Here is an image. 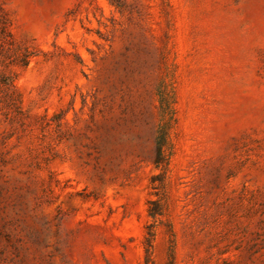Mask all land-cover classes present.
Here are the masks:
<instances>
[{
  "label": "rangeland",
  "instance_id": "1",
  "mask_svg": "<svg viewBox=\"0 0 264 264\" xmlns=\"http://www.w3.org/2000/svg\"><path fill=\"white\" fill-rule=\"evenodd\" d=\"M0 17V264H264V0Z\"/></svg>",
  "mask_w": 264,
  "mask_h": 264
},
{
  "label": "trees",
  "instance_id": "2",
  "mask_svg": "<svg viewBox=\"0 0 264 264\" xmlns=\"http://www.w3.org/2000/svg\"><path fill=\"white\" fill-rule=\"evenodd\" d=\"M10 32L7 28V23L5 18L0 17V51L4 54H8L13 49V40ZM30 57V54H27L24 58L23 65H27V59ZM14 82L15 79L10 76L4 69H0V83H2L3 90L8 98V102L12 105L19 103V98H14ZM16 106V105H14ZM17 107V106H16ZM19 109V107H17ZM161 156V153H160ZM157 163H160L159 161Z\"/></svg>",
  "mask_w": 264,
  "mask_h": 264
}]
</instances>
